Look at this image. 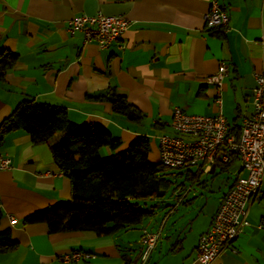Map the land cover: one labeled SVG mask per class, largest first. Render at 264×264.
<instances>
[{
  "label": "crops",
  "instance_id": "obj_1",
  "mask_svg": "<svg viewBox=\"0 0 264 264\" xmlns=\"http://www.w3.org/2000/svg\"><path fill=\"white\" fill-rule=\"evenodd\" d=\"M217 1L228 15L225 27L205 25L209 0H0V45L17 54L0 79V121L24 98L62 106L70 120L102 124L119 138L120 145L114 150L102 147L103 154L121 151L133 138L144 136L154 163L159 162L158 135L174 133L168 123L175 107L206 115L220 108L228 125L240 124L252 110L253 73L264 61V0ZM97 12L129 21L121 37L104 48L66 29L70 17ZM220 65L226 68L220 85L205 83ZM110 88L142 112L140 121L95 98ZM56 137L33 143L17 129L6 133L0 144L11 162L0 169V231H8L17 243L0 252V264H139L142 228L160 229L144 264H201L196 260L198 236L240 171L238 159L229 166L230 181L204 214L176 212L181 203L193 201L186 198L191 186H184L172 190L167 201L184 196L155 224H146V217L105 236L89 230L50 233L44 222L28 223L24 217L70 198V181L55 166L49 149ZM9 216L16 221L11 223ZM247 219L248 227L234 240L236 250L225 249L208 264H264L262 189L251 200ZM71 249L89 252L91 258L63 262L61 256Z\"/></svg>",
  "mask_w": 264,
  "mask_h": 264
},
{
  "label": "trees",
  "instance_id": "obj_2",
  "mask_svg": "<svg viewBox=\"0 0 264 264\" xmlns=\"http://www.w3.org/2000/svg\"><path fill=\"white\" fill-rule=\"evenodd\" d=\"M17 54L0 45V79L16 62ZM110 102L114 112L129 120L140 121L142 112L124 95L110 88L95 96ZM21 129L33 143L46 142L55 134L49 149L55 166L69 179L71 195L65 202L39 208L24 217L28 223L44 222L50 233L89 230L97 236L136 225L152 214V206L142 208L146 200L160 202L167 187L162 173L168 166L148 159L149 143L144 136L133 138L125 149L103 154L101 148L114 150L118 137L99 123L75 122L62 106L24 98L0 121V144L6 133ZM229 133L238 135L239 124L229 126ZM221 162L214 155L212 163L226 170L236 155ZM205 162L195 171H185V180L198 181ZM213 171V172H214ZM185 184L181 183L180 188ZM162 201V200H161ZM1 215V213H0ZM8 231H0V252L16 247Z\"/></svg>",
  "mask_w": 264,
  "mask_h": 264
},
{
  "label": "built area",
  "instance_id": "obj_3",
  "mask_svg": "<svg viewBox=\"0 0 264 264\" xmlns=\"http://www.w3.org/2000/svg\"><path fill=\"white\" fill-rule=\"evenodd\" d=\"M207 27H225L228 15L217 0H209L208 10L203 15ZM129 21L123 15L77 14L66 22L69 34H80L84 42H94L99 48L110 45L121 37ZM264 49V33L260 39ZM226 68L220 65L216 73L206 77L205 83L220 85ZM255 84L250 90L251 112L239 124V133H229V126L220 108L213 115L189 114L175 107L169 126L174 133L158 135L159 162L168 167L190 168L205 162L209 168L214 155L221 162L236 155L240 171L220 199L209 225L198 236L196 260L208 264L225 249L234 252V240L249 225L248 207L253 197L264 192V61L260 70L253 73ZM219 102V100H218ZM220 107V106H219ZM11 166L8 155L0 151V169ZM243 172L240 173V172ZM190 189V187L186 188ZM184 194L176 197L168 213L181 201ZM166 217V216H165ZM165 217L163 219H165ZM11 223L16 219L9 216ZM160 238V229H141L139 264H144L150 251ZM89 252L71 249L61 256L63 262L87 261Z\"/></svg>",
  "mask_w": 264,
  "mask_h": 264
},
{
  "label": "rangeland",
  "instance_id": "obj_4",
  "mask_svg": "<svg viewBox=\"0 0 264 264\" xmlns=\"http://www.w3.org/2000/svg\"><path fill=\"white\" fill-rule=\"evenodd\" d=\"M190 168L193 169L194 166ZM190 168L169 167L163 171L162 178L165 180L167 187L165 189L166 190L165 194L162 197H158V199L160 200L164 198L165 201L156 202L150 199L140 203V206L145 209H148L149 207L152 206V211H153L152 214H150L148 218L144 219V221L145 220L148 221L146 222V224H149L150 222L156 223L162 215H163L162 216V220H163L165 215L168 213V210L171 209L175 203L172 201H167V199L172 196L171 194L174 188H178V187L180 188L181 183L186 184L185 186H191V190L188 192L186 198L193 199V201L187 205L181 203L180 204L181 207L179 206L178 210L175 211L176 212L183 211L188 215H191L195 212H200V214H204L212 205V203L215 201V199L225 189L227 183L230 181L231 177L233 176L232 166L224 170L218 165L215 167L214 172L203 173L198 181L194 180L192 182H189L185 180V170ZM165 203H167V206H164ZM165 208H166V212H163ZM173 215L174 214H172V216L169 217L167 223H169ZM166 226L167 224L165 225V227Z\"/></svg>",
  "mask_w": 264,
  "mask_h": 264
},
{
  "label": "water",
  "instance_id": "obj_5",
  "mask_svg": "<svg viewBox=\"0 0 264 264\" xmlns=\"http://www.w3.org/2000/svg\"><path fill=\"white\" fill-rule=\"evenodd\" d=\"M214 170V164L212 163L211 166H210V171L209 172H213Z\"/></svg>",
  "mask_w": 264,
  "mask_h": 264
}]
</instances>
